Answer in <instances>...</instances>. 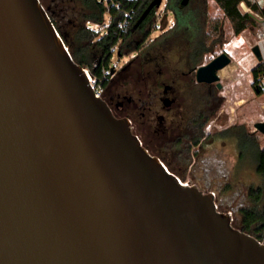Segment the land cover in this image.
I'll use <instances>...</instances> for the list:
<instances>
[{
  "label": "water",
  "instance_id": "water-1",
  "mask_svg": "<svg viewBox=\"0 0 264 264\" xmlns=\"http://www.w3.org/2000/svg\"><path fill=\"white\" fill-rule=\"evenodd\" d=\"M230 62L198 81L221 86ZM0 264H264V242L96 95L40 0H0Z\"/></svg>",
  "mask_w": 264,
  "mask_h": 264
},
{
  "label": "rangeland",
  "instance_id": "rangeland-1",
  "mask_svg": "<svg viewBox=\"0 0 264 264\" xmlns=\"http://www.w3.org/2000/svg\"><path fill=\"white\" fill-rule=\"evenodd\" d=\"M200 1L204 5L203 13L198 14L191 24L179 25L177 16L166 9V0H163L156 7L146 35L145 30L136 32L114 47L111 69H106L109 82L105 89L111 94L122 91L137 100L141 98L146 105L160 111L162 102L158 86L162 80L169 79L173 69L188 71L210 62L222 52L230 55L231 63L219 72L223 86L213 92L217 103L213 112L208 113L209 120L203 125L200 135L186 136V140L183 137L177 139L184 132L180 131L181 127L186 129L188 126L189 117H197L196 113L207 109L203 95L209 88L204 85L197 84L188 95L181 97L180 104L169 115L175 120L174 134L157 137L149 133L145 118L141 116L143 109L137 104L126 112L170 170L190 185H197L204 192H213L218 208L231 212L234 224L241 226L239 210L252 204L249 187L260 186L264 182L256 170L255 158L250 152H242L239 138L235 135L236 131L244 129L246 133H255L260 144L264 145V134L255 128L257 122L264 121V78L261 80L262 92L252 86V68L260 62L252 50L257 44L260 22L254 16L255 23L235 34L232 24L214 0ZM260 1L264 7V0ZM81 11L82 6L77 0H68L61 15L65 30H75ZM110 19L107 14L104 24L90 25L103 33ZM217 20L219 29L215 28ZM142 37L140 44L145 42L144 49L137 54L136 42ZM183 78L188 80L189 77L180 79ZM209 131L213 134L204 137ZM223 131H227L226 135ZM263 205L264 200L260 206Z\"/></svg>",
  "mask_w": 264,
  "mask_h": 264
},
{
  "label": "trees",
  "instance_id": "trees-1",
  "mask_svg": "<svg viewBox=\"0 0 264 264\" xmlns=\"http://www.w3.org/2000/svg\"><path fill=\"white\" fill-rule=\"evenodd\" d=\"M82 11L77 17L75 30H65L61 24L62 16H51L52 21L69 47L74 59L91 71V74L104 87L109 82L108 74L104 75V70L111 69V59L114 47L125 40L128 36L136 32L147 34V26L155 16L156 7L152 8L146 17L140 21V17L152 0H115L120 3V7L107 5L100 0H77ZM223 11L224 16L230 21L235 34L242 33L256 20L250 13H243L240 3L245 1L253 10L260 11L264 15V7L260 3H252L250 0H214ZM166 9L172 11L177 16L179 25H189L195 21L198 14L204 11V5L200 0H166ZM126 11H132V17L126 30L119 27V22ZM111 16L105 31L101 33L91 27L90 23L104 24L105 15ZM216 29H219V22L216 21ZM138 23V24H137ZM253 83L255 90L263 91L261 80L264 78V61L259 62L252 68ZM230 130V129H229ZM227 131H223L226 135ZM242 152H250L256 160V170L264 180V145H261L255 133L236 131ZM248 194L252 200L250 206H244L239 211L242 215L241 226L233 225L243 231H247L264 242V205L260 206L264 200V182L260 186H250Z\"/></svg>",
  "mask_w": 264,
  "mask_h": 264
},
{
  "label": "flooded vegetation",
  "instance_id": "flooded-vegetation-1",
  "mask_svg": "<svg viewBox=\"0 0 264 264\" xmlns=\"http://www.w3.org/2000/svg\"><path fill=\"white\" fill-rule=\"evenodd\" d=\"M43 6L47 9L50 15L52 16H60L62 15L65 5L68 2V0H40ZM144 37L139 39L136 44L137 48L135 52L139 54L141 50H143L144 43L140 44V41L143 40ZM148 44V43H147ZM228 54V53H227ZM229 55V54H228ZM230 56V55H229ZM231 63V62H230ZM229 63V64H230ZM207 63L201 64L198 67H193L190 70L186 71H180L178 72L176 69H173V73L171 76H169V79H164L160 82V85L158 86L160 88V100H161V108L160 112L159 110L153 108L152 105H146L142 101L141 98L137 100L132 95H128L125 92L118 91L116 94H111L108 91L106 92V89L103 94V99L107 102L109 107L111 108L112 112L115 116L119 118H128L131 122V127L133 132L140 138L142 144L149 150V152L153 155H157V151L155 148H153L150 141H147L143 134L139 132V130L135 127L134 119L131 118V116L126 112L132 105L137 104L138 107H142L141 116L145 118L147 131L149 133H152L153 136L156 135L157 137L162 135L168 136L169 133L174 134L175 130V120L171 118L169 115L175 111V106L179 105L181 102V97L184 95H188L191 92V89L194 88L197 84L198 85H204L209 88V91L206 93V95H203L205 97V103L207 109H201L198 113H196L197 117L194 115V117H189L188 126L185 127L186 129L181 127V130H184V132L180 133L177 139L185 138L189 135H200L202 131L203 125L207 123L209 120V114L211 111L213 112V109L215 108V105L217 103V99L214 95V90L216 88L221 89V86L218 85L217 81L214 82H205V81H198L197 79V69L205 65ZM228 64V65H229ZM227 65V66H228ZM226 67V66H225ZM219 70L217 73L219 75ZM162 71L160 70V73ZM148 75L150 72L147 73ZM188 76V80H181L180 78ZM220 76V75H219ZM221 77V76H220ZM221 80V78H220ZM221 82V81H220ZM108 85V84H107ZM191 87V88H190ZM260 91V90H256ZM204 94V93H203ZM139 101V103H138ZM142 103V105H140ZM155 119L157 122H155ZM244 132V129L241 130ZM212 131H209L206 133V136L212 135ZM160 157V156H159ZM190 185V184H189Z\"/></svg>",
  "mask_w": 264,
  "mask_h": 264
},
{
  "label": "built area",
  "instance_id": "built-area-1",
  "mask_svg": "<svg viewBox=\"0 0 264 264\" xmlns=\"http://www.w3.org/2000/svg\"><path fill=\"white\" fill-rule=\"evenodd\" d=\"M102 1H104L107 5H114L116 7H120V3L115 0H102ZM250 1L252 3L261 2L260 0H250ZM239 6L243 13H250L251 15L256 16L259 19L260 23H259L258 31H257V37H258L257 44L259 45L261 55L264 61V15L260 11L253 10V8L250 5H248V3L245 1H242ZM131 17H132V11H126L119 22V27L122 30L127 29L130 23ZM106 74H107L106 70H104V75L106 76ZM90 80L93 83V87H94L96 95L103 96L105 87L102 84V82H99L97 79L94 80L91 74H90ZM183 183L189 184L188 182H185V181H183Z\"/></svg>",
  "mask_w": 264,
  "mask_h": 264
},
{
  "label": "crops",
  "instance_id": "crops-1",
  "mask_svg": "<svg viewBox=\"0 0 264 264\" xmlns=\"http://www.w3.org/2000/svg\"><path fill=\"white\" fill-rule=\"evenodd\" d=\"M260 4H261V6H263L261 2H260Z\"/></svg>",
  "mask_w": 264,
  "mask_h": 264
},
{
  "label": "bare ground",
  "instance_id": "bare-ground-1",
  "mask_svg": "<svg viewBox=\"0 0 264 264\" xmlns=\"http://www.w3.org/2000/svg\"><path fill=\"white\" fill-rule=\"evenodd\" d=\"M224 68H225V67H224ZM222 69H223V68H222ZM222 69H221V70H222ZM223 70H224V69H223Z\"/></svg>",
  "mask_w": 264,
  "mask_h": 264
}]
</instances>
